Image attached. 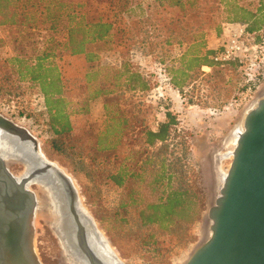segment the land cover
I'll return each mask as SVG.
<instances>
[{
  "label": "trees",
  "instance_id": "obj_1",
  "mask_svg": "<svg viewBox=\"0 0 264 264\" xmlns=\"http://www.w3.org/2000/svg\"><path fill=\"white\" fill-rule=\"evenodd\" d=\"M148 1L156 7L144 17L142 26L156 27L164 44L185 48L178 66L172 67L169 83L174 90L184 95V89L197 80L204 66L236 72L242 87L236 89L235 99L243 92L255 90L258 83L247 79L243 60L217 64L210 59L215 50L208 47L205 35L213 24L218 29L214 37L222 36L215 12L223 8L230 13L225 17L227 24L245 25L254 43L262 44L264 18L258 14L264 11V0H257L255 10L242 5L241 0ZM143 2L0 0V26L22 25L31 31L44 28L53 33L34 55L19 53L2 62L0 82L4 84H0V90L10 93L6 86L13 74L17 80L38 85L43 99L40 113L49 136L47 152L50 157H59L78 179H88L90 183L94 180L92 151L112 153L105 168L106 180L101 182L95 177L100 193L104 186L115 190L116 208L122 212H116L118 218L110 221L106 230L115 232L116 238L129 233L143 245H154L158 231L168 233L176 220L194 223L205 209L196 175L187 163L191 157L188 133L179 128L178 116L168 104L157 129L147 128L143 120L131 127L128 117L113 107L109 97L119 88L147 93L152 88L150 79L129 62L121 68L101 67L92 50L95 43L122 48L132 41L133 32L140 25L133 19L127 22L124 15ZM168 9L174 14L168 15ZM148 32L141 31L144 39L135 49L141 55L150 53ZM74 57L82 58L83 68L71 73L69 59ZM218 84L212 88L222 92L223 87ZM98 98L103 101L102 120L93 122L90 105ZM187 104H194L192 97Z\"/></svg>",
  "mask_w": 264,
  "mask_h": 264
},
{
  "label": "rangeland",
  "instance_id": "obj_2",
  "mask_svg": "<svg viewBox=\"0 0 264 264\" xmlns=\"http://www.w3.org/2000/svg\"><path fill=\"white\" fill-rule=\"evenodd\" d=\"M148 2L144 0L130 13L124 15L127 22L133 19L137 20L140 25L133 32L132 41L126 42L122 48H117L113 44L95 43L92 50L98 56L97 65L121 68L124 63L129 62L150 79L152 88L147 93H135L119 88L109 97L113 107H117L124 116L128 117L131 127L139 120H143L147 128L156 126L161 122V118L164 119L162 115L167 104L170 110L177 114L179 128L188 133L191 157L187 163L196 175L205 208L196 222L176 220L168 233L166 231L157 232L154 245H143L140 239L129 233L125 236L118 235L117 239L115 232H111L114 239L124 249L125 255H123L111 240V234L106 230L110 226L109 222L118 218L116 212L122 214L121 210L116 208V192L104 186L100 193L95 182V177H99L101 182L106 180L105 168L112 153L91 152L95 170L94 180L91 183L88 179L84 181L78 179L66 165L59 161V157H50L46 149L49 148L47 143L49 136L45 132V118L40 113L43 99L39 87L28 80H17L14 74L12 81L6 86L10 93L6 94L5 89L0 90V115L29 131L38 143L43 156L70 175L82 205L124 264H185L191 254L210 238L209 208L214 204L215 196L219 194L222 178L230 167L232 159L230 151L233 146L235 147L236 138L242 131L239 127L243 123L245 113L252 102L264 94V89L261 86L255 93L243 92L235 99L233 97L236 89L242 87V82L239 81L236 72L231 68L212 67L201 68L202 74L197 80L184 89V95L179 94L169 82L172 77V67L178 66L185 48L164 44L163 37L160 36L156 27L142 26L144 17L156 7L154 3ZM241 2L242 5L253 10L257 7V0H241ZM166 13L173 15L174 11L168 9ZM228 13L223 8L215 12L216 21L222 29L228 23L225 20ZM258 16L264 18V11ZM126 21L125 24H127ZM144 30H149L147 47L150 53L147 55H141L135 50L140 45V41L144 39L141 33ZM217 31L218 29L216 30L213 24L207 28L205 37L208 47H218L220 44L219 38L214 37ZM52 35L53 33L44 28L31 31L22 25L0 26V67L4 60H8L13 55L19 53L27 56L34 55L46 45L45 41ZM250 54L253 55L251 69L253 71L261 69L264 75V46L253 48ZM69 62L71 73L76 70L80 72L83 68V60L80 57L70 58ZM162 76L166 80L162 79ZM215 83L223 87L222 92L212 88ZM0 84L4 83L0 82ZM190 97L194 102L192 105L187 104ZM12 165L10 164V167ZM133 189H137L136 185ZM41 214L43 213H38L35 219L33 235V247L40 263L67 264L69 259L64 251V257L62 256L61 248Z\"/></svg>",
  "mask_w": 264,
  "mask_h": 264
},
{
  "label": "water",
  "instance_id": "obj_3",
  "mask_svg": "<svg viewBox=\"0 0 264 264\" xmlns=\"http://www.w3.org/2000/svg\"><path fill=\"white\" fill-rule=\"evenodd\" d=\"M245 114L230 167L208 211L210 238L191 254L185 264H264V95L256 98ZM0 132L30 144L33 151L28 159L32 157V162L38 168L26 173L30 169L29 163L23 158H15L19 159L17 163L24 167V172L22 176H13L0 156V198L20 194L30 199L35 214L47 213L51 220L49 226L58 240L62 256L64 245L69 248V255L83 264H108L111 257H114L115 263L124 264L82 205L70 175L54 162L46 160L29 131L0 115ZM38 171L47 182L55 185L61 198L62 219L59 217L58 224L55 223L58 216L52 215L48 204L43 210L37 207L35 192L38 187L42 192L44 187L35 181L37 176L34 175ZM67 195L74 197V209L71 202L66 200ZM73 210L77 218L73 216ZM93 241L101 246L100 250ZM104 248L107 256L103 254ZM67 259L74 264L70 257ZM32 263L41 264L35 257Z\"/></svg>",
  "mask_w": 264,
  "mask_h": 264
},
{
  "label": "flooded vegetation",
  "instance_id": "obj_4",
  "mask_svg": "<svg viewBox=\"0 0 264 264\" xmlns=\"http://www.w3.org/2000/svg\"><path fill=\"white\" fill-rule=\"evenodd\" d=\"M23 144L24 143H22V145ZM23 149L25 151V155H23L22 158L25 159L31 166L29 170H26V173H29L31 169L36 170L37 168L35 166L36 164L32 162V157L31 159H28L30 157L29 153H31L33 149H31V145L28 143L23 145ZM4 160L7 163L9 167V171L13 176L23 175L24 167L21 164L17 163V160L19 159H7V160L4 159ZM10 164L13 165L10 167ZM34 176H37L35 179L39 181L40 184H43V186L47 187L46 185L48 183L55 187V185L52 182H47L46 178L39 171L38 174ZM32 188L33 190H35L34 188L36 187L33 186ZM44 190H42L43 192L42 195L40 194L42 192L41 189H39V187L35 192L37 195V202H38L37 207L39 208V210H43L48 204V208L52 211V215H54L56 211H54V205H53L54 203L50 201V197H55L56 199H58L59 198L58 192L56 193L55 196H51L46 190L45 193ZM66 200H69V202H71L72 209L76 207V204L74 203V197H72V195L71 196L67 195ZM20 201H23L22 205L20 204ZM60 202L61 201H57V203L59 204V210L61 207ZM59 212L62 214V211ZM37 214H35V212L32 211V204H30V199L24 197L23 195L8 194L0 198V264H33L32 263L33 257L37 258L39 261V258L35 253L33 247L34 222L37 217ZM72 214L74 217L77 218L76 211L73 210ZM41 215L44 218L51 234L56 238L55 234L53 233V231L49 226V224L51 223L50 216L47 213ZM57 244L60 247L58 240H57ZM66 257H70V256L66 255ZM63 260L65 263L68 262V261L66 262L64 258ZM70 261L72 260L70 259ZM73 263L78 264L79 262L75 263L73 261ZM67 264H69V262Z\"/></svg>",
  "mask_w": 264,
  "mask_h": 264
},
{
  "label": "built area",
  "instance_id": "obj_5",
  "mask_svg": "<svg viewBox=\"0 0 264 264\" xmlns=\"http://www.w3.org/2000/svg\"><path fill=\"white\" fill-rule=\"evenodd\" d=\"M219 42L220 44L218 47L210 48L215 50V53L210 56V59L217 64H225L235 59L243 60L246 63L244 71L247 79L258 83L255 90L250 92L255 93L259 91L261 86H263L262 89H264V75L262 71H260L261 69L259 71H253L251 69L253 55L251 56L250 54L253 48L257 49L263 47L264 41L262 44L254 43V37L247 33L245 25L232 23L224 25L223 34L219 38ZM204 68L209 69L206 66L202 67V69ZM162 79L166 80L163 76Z\"/></svg>",
  "mask_w": 264,
  "mask_h": 264
},
{
  "label": "bare ground",
  "instance_id": "obj_6",
  "mask_svg": "<svg viewBox=\"0 0 264 264\" xmlns=\"http://www.w3.org/2000/svg\"><path fill=\"white\" fill-rule=\"evenodd\" d=\"M240 129H243L242 128V125L239 127ZM239 129V130H240ZM239 130H237V131H239ZM240 134V133H239ZM236 136V135H235ZM235 139V138H234ZM237 139V138H236ZM22 143H24V144H26L27 142L26 141H23V140H21V139H18V138H16V137H12V136H10V135H8V134H5V133H3V132H0V156L1 157H3L4 159H15V158H22V156L23 155H25V151H24V149H23V145H22ZM236 145V144H235ZM233 149H234V146H233V148H231V153H230V155L232 154V152H233ZM46 157V156H45ZM46 159L47 160H49L47 157H46ZM50 161V160H49ZM27 167H29V166H27ZM26 167V168H27ZM29 168H31V166L29 167ZM28 168V169H29ZM225 173H226V171H225ZM222 180V179H221ZM35 181L37 182V183H39V181H37L36 179H35ZM40 184V183H39ZM46 184V183H45ZM47 187H45L44 186V188H45V190L51 195V196H55L56 195V193H57V191H56V189H55V187L53 186V185H51V184H48L47 183V185H46ZM44 188L42 189V190H44ZM44 190V192L46 193V191ZM216 197V196H215ZM214 197V198H215ZM61 201V198H60V196H59V198L58 199H56L55 197H50V201H52L54 204V211H56L55 213H54V216L56 215V216H58V217H56V218H58L56 221H55V223L56 224H58L59 223V219L61 218L62 219V214L59 212V211H62V208L60 207V210H59V204L57 203V201ZM55 201H56V203H55ZM51 202V203H52ZM60 217V218H59ZM61 221V220H60ZM93 243H95V245H97V247H98V249L100 250L101 249V246L100 245H98L97 244V242H95V241H93ZM62 248H63V250H64V254H68V256H70V258H71V260L72 261H74L75 263H77V262H79L78 264H83V262L82 261H80L79 259H74L73 257H71V255H69V253H70V250H69V248H67V247H65L64 245H62ZM103 251V254H105V256H107L106 255V252H105V248L102 250ZM102 253V252H101ZM112 258V260L111 261H109L108 260V264H120V263H115L114 262V257H111Z\"/></svg>",
  "mask_w": 264,
  "mask_h": 264
},
{
  "label": "crops",
  "instance_id": "obj_7",
  "mask_svg": "<svg viewBox=\"0 0 264 264\" xmlns=\"http://www.w3.org/2000/svg\"><path fill=\"white\" fill-rule=\"evenodd\" d=\"M209 48H213V47H209ZM102 113H103V101L101 98H98V99L94 100L90 105L89 117H90L91 121H93V122H101ZM162 116L164 118V115H162ZM160 120L162 121L163 119L161 118ZM157 127H158V124L156 126L152 127L151 129L155 130V129H157Z\"/></svg>",
  "mask_w": 264,
  "mask_h": 264
}]
</instances>
